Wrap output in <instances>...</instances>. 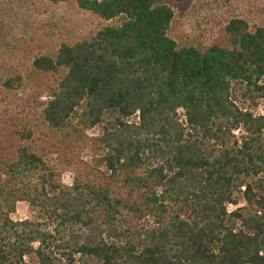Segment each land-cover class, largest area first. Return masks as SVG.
I'll use <instances>...</instances> for the list:
<instances>
[{
    "label": "trees",
    "instance_id": "trees-1",
    "mask_svg": "<svg viewBox=\"0 0 264 264\" xmlns=\"http://www.w3.org/2000/svg\"><path fill=\"white\" fill-rule=\"evenodd\" d=\"M0 44V264H264V0H0Z\"/></svg>",
    "mask_w": 264,
    "mask_h": 264
},
{
    "label": "rangeland",
    "instance_id": "rangeland-1",
    "mask_svg": "<svg viewBox=\"0 0 264 264\" xmlns=\"http://www.w3.org/2000/svg\"><path fill=\"white\" fill-rule=\"evenodd\" d=\"M8 45L0 44V78L6 72V70H8L11 67V65L15 63L14 60H19V58L17 57V54L13 53L14 49L8 47ZM14 46L17 47L16 45ZM258 104H259L258 108H256L254 105L250 103H246V108L254 112L255 114L264 115V100H260ZM90 134L91 135L98 134V131H94ZM85 158L88 160L89 154H86ZM63 182L65 185L71 186L73 184V174L66 173L63 176ZM233 209L234 208L230 207V210H233ZM12 219L15 222H20V221H25V220H30L32 222L38 221L37 214L26 203L18 204L17 211L14 215H12Z\"/></svg>",
    "mask_w": 264,
    "mask_h": 264
}]
</instances>
